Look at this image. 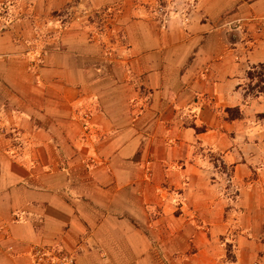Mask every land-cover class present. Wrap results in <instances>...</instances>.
<instances>
[{
    "label": "crops",
    "instance_id": "obj_1",
    "mask_svg": "<svg viewBox=\"0 0 264 264\" xmlns=\"http://www.w3.org/2000/svg\"><path fill=\"white\" fill-rule=\"evenodd\" d=\"M158 4L90 0L112 22L73 19L33 70L0 32V264L33 245L75 264H264V90L246 87L264 0ZM247 13L260 36L228 42Z\"/></svg>",
    "mask_w": 264,
    "mask_h": 264
},
{
    "label": "rangeland",
    "instance_id": "obj_2",
    "mask_svg": "<svg viewBox=\"0 0 264 264\" xmlns=\"http://www.w3.org/2000/svg\"><path fill=\"white\" fill-rule=\"evenodd\" d=\"M89 1L90 0H1L0 32L13 34V31L16 30L18 36H20V40L17 42L21 43L20 48L18 47L17 58L22 60L25 64V68L28 70L40 68L42 65L41 57L44 51H47L50 42L58 35L59 31L72 22L73 19L80 20V24L84 25L93 23L96 28H100L99 31L102 30V25H107L109 22H112V14L115 10L112 6L97 9L91 7ZM159 1L160 4L151 12H154L157 18L163 19L168 15L169 11L172 10V12H174L173 10L177 6L174 7L173 4L183 1L181 3L182 7L178 4V8H182L185 12L188 9L192 10L189 3H192L194 0H176V3L175 0H172V5L166 4L165 0ZM260 25H262V23H260V18L255 17L252 13L241 16L238 15L237 19H231L224 23L226 38L230 43L240 42L245 44L248 40V36H260L262 27H260ZM109 43L111 42L109 41ZM109 43L105 44L109 45ZM17 45L19 46V43H17ZM104 58L106 59L105 63L110 59L108 55H105ZM260 65L261 64L248 66V68L253 69L248 71V82L246 81V87L251 90L252 93L264 90V66ZM210 159L214 161V165H219V162L216 161L217 155H211L209 157V160ZM230 257L231 254L226 250V258ZM30 260L29 254L28 264H30Z\"/></svg>",
    "mask_w": 264,
    "mask_h": 264
},
{
    "label": "built area",
    "instance_id": "obj_3",
    "mask_svg": "<svg viewBox=\"0 0 264 264\" xmlns=\"http://www.w3.org/2000/svg\"><path fill=\"white\" fill-rule=\"evenodd\" d=\"M30 259V264H75L71 253L39 245L31 247Z\"/></svg>",
    "mask_w": 264,
    "mask_h": 264
},
{
    "label": "trees",
    "instance_id": "obj_4",
    "mask_svg": "<svg viewBox=\"0 0 264 264\" xmlns=\"http://www.w3.org/2000/svg\"><path fill=\"white\" fill-rule=\"evenodd\" d=\"M261 65H263V66H264V64H261ZM261 65H260V66H261Z\"/></svg>",
    "mask_w": 264,
    "mask_h": 264
}]
</instances>
